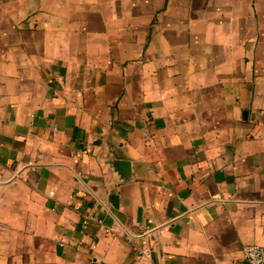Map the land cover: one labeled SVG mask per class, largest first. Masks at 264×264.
<instances>
[{
  "label": "crops",
  "instance_id": "obj_1",
  "mask_svg": "<svg viewBox=\"0 0 264 264\" xmlns=\"http://www.w3.org/2000/svg\"><path fill=\"white\" fill-rule=\"evenodd\" d=\"M250 243L264 0H0V264H246Z\"/></svg>",
  "mask_w": 264,
  "mask_h": 264
},
{
  "label": "built area",
  "instance_id": "obj_2",
  "mask_svg": "<svg viewBox=\"0 0 264 264\" xmlns=\"http://www.w3.org/2000/svg\"><path fill=\"white\" fill-rule=\"evenodd\" d=\"M140 257H147L149 251L141 249L139 251ZM244 255L246 264H264V245L257 243H250L244 246Z\"/></svg>",
  "mask_w": 264,
  "mask_h": 264
}]
</instances>
